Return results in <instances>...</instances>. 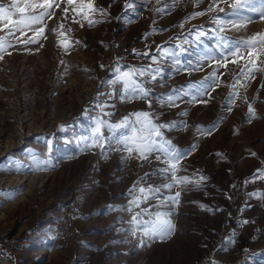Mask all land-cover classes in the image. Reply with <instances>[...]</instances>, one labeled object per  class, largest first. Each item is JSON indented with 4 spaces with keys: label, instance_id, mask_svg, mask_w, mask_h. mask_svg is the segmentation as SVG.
Returning <instances> with one entry per match:
<instances>
[{
    "label": "rangeland",
    "instance_id": "1",
    "mask_svg": "<svg viewBox=\"0 0 264 264\" xmlns=\"http://www.w3.org/2000/svg\"><path fill=\"white\" fill-rule=\"evenodd\" d=\"M125 2L95 0L96 6L108 8L113 19L91 29L86 23L83 28L73 23L71 12L69 19L62 20L63 12L57 9L54 18L47 22L48 38L42 41L44 46L38 52L35 51L38 45H28L34 50L32 53L13 51L0 61V225L21 231L26 241L21 251L29 255L22 256L17 264H264V199L248 195L264 192V180L245 183L257 169H264V88L260 87L264 76L261 74H256L246 93L240 89L241 95H246L256 109V118L251 122H248V104L242 99L236 100L232 111L226 110L231 93L230 70L236 68L231 63L228 69H220L223 75L219 86L211 92L207 104L158 108L165 112L163 121L186 122L185 130L167 135L181 150L193 144L197 146L182 164L189 174L198 170V175L207 177L200 188L189 185L191 190L181 193L180 203L171 216L175 231L169 238L149 239L140 230L132 235L129 223L132 213L124 211L132 185L141 181L145 173L155 172L163 165L140 161L135 153L127 158L126 153L119 151L107 155L99 149L80 151L79 138L86 135L90 118L97 115L92 107L97 94L110 91L103 82L112 78L110 73L116 59L125 66L147 64V60L132 55L134 49L144 52L150 46L154 51L156 45L186 33L194 25L211 27V16L217 14L194 19L181 29L179 24L184 18L205 10L210 0H203L199 7L192 0H179L169 15L156 12L168 0L159 3L134 0V9L128 12L124 10ZM10 3L11 0H0V4ZM65 6L62 3L61 9ZM225 11L230 9L226 7ZM121 15L130 16L131 22L115 19ZM61 22L71 30L68 38L74 47L68 53L57 46V36L52 31ZM153 28L169 31L142 39ZM258 32H264V21L256 18L246 30L229 31L226 35L240 39ZM4 34L0 32V36ZM77 40L81 43L75 44ZM205 43L211 46L214 41L207 39ZM102 57L112 61L108 72L98 66ZM195 58V52L183 57L185 61ZM167 71L172 69L169 67ZM211 72L212 68L205 67L191 75L169 76L165 87L154 86L155 93H167L201 80ZM119 105L122 111L116 108L118 114L111 117L113 121L146 108L141 101L118 102L116 106ZM153 107L157 108L155 102ZM184 110L188 115L180 116ZM219 120L222 122L210 135L197 132L198 126L206 129ZM61 126L66 130L62 131ZM48 139L53 141L51 152L45 146ZM29 150L42 159H50L54 167L29 171L32 166ZM129 160L134 173L133 176L129 173L126 179L125 169L132 165ZM148 183L159 184L161 180L152 176ZM94 189L100 191V196H94ZM80 190L88 212L84 219H79L78 242L63 247L55 235L58 208L70 194L73 197ZM245 219L249 223L241 224Z\"/></svg>",
    "mask_w": 264,
    "mask_h": 264
},
{
    "label": "snow or ice",
    "instance_id": "2",
    "mask_svg": "<svg viewBox=\"0 0 264 264\" xmlns=\"http://www.w3.org/2000/svg\"><path fill=\"white\" fill-rule=\"evenodd\" d=\"M115 2V0H113ZM197 7L203 0H192ZM66 6L61 9V4ZM159 3V0H158ZM179 0H168L163 8H157L160 15H169L178 6ZM223 5V6H222ZM111 7V4L108 6ZM134 0H126L125 12L134 9ZM230 11H225V8ZM63 12L62 20L69 19L81 28L85 23L91 28L110 22L113 18L108 8L96 6L95 0H11L10 4H0V61L5 56H11L13 51L32 53L34 50L28 45H38L39 51L44 45L47 22L55 16V11ZM217 13L211 16V27L204 25L193 26L186 33L170 38L162 44H158L155 50L150 46L144 52L135 49L132 55L148 63L140 65H122L117 58L112 71L111 79L103 83L110 88L108 93H98L93 108L97 115L90 118L86 135L80 137V151L99 149L107 155L111 151L126 153L127 158H135L149 163L156 161L159 167L152 173H145L141 181H137L128 190V204L124 211L132 213L129 223L132 225L130 232L135 235L138 230L149 239L164 240L173 235L175 224L171 216L173 210L179 205L181 193L190 191L191 185L200 188L207 177L198 175V170L189 174L186 166L182 164L191 152L195 151L193 144L187 150H181L167 135L172 131H181L187 128L185 121H163L165 112L158 108H178L181 104L197 105L207 104L212 98L211 92L219 86L223 73L220 69H228L229 63L236 66L232 72V81L229 84L231 93L226 105L227 111H232L237 99H242L248 104V122L256 118V109L249 102L246 95L242 96L240 89L247 92L251 82L256 79V74L264 76V32H258L251 36L233 39L226 35L229 31L240 32L246 30L249 23L256 22V18L264 21V0H210L208 7L203 11H196L179 24L183 29L184 24L194 19ZM223 14V15H220ZM137 17L139 13L136 14ZM115 19L122 22H131V17L121 15ZM57 36V46L65 53L74 47L68 38L70 29L65 28L63 22L52 29ZM169 31L167 28H153L150 33H145L142 39L147 40L150 35H156ZM211 39L214 44L209 46L205 40ZM75 41V44H80ZM153 43H155L153 41ZM23 45V47H18ZM195 52V60L185 61L184 56H191ZM63 63V61H61ZM104 68V65H100ZM172 71L168 72L167 68ZM205 67L212 68V72L198 81H191L186 85L173 88L167 93H155V87H165L169 76L183 73L191 75L201 72ZM264 88V82L260 85ZM101 97H104L101 99ZM258 99V94L257 97ZM141 101L146 105L143 110L133 111L113 121L116 102L132 103ZM157 108L153 107V103ZM87 111V110H86ZM180 116H187V110L181 111ZM215 122L211 127L198 126L197 132L210 135L221 123ZM61 130H66L61 126ZM45 146L49 152L53 150V141L48 139ZM217 155H220L219 153ZM252 153V156H255ZM32 166L29 171H42L54 167L50 159H42L38 154L29 150ZM23 168V165H17ZM185 173L179 175V173ZM155 176L161 183H148V179ZM264 180V169H257L256 173L245 183H254L256 180ZM12 197V193H8ZM249 197L264 199V192H251ZM202 208L206 206L201 205ZM168 209L162 211L161 209ZM136 209H139L137 211ZM207 211H213L206 208ZM219 209H217L218 211ZM247 224V219L240 221Z\"/></svg>",
    "mask_w": 264,
    "mask_h": 264
},
{
    "label": "built area",
    "instance_id": "3",
    "mask_svg": "<svg viewBox=\"0 0 264 264\" xmlns=\"http://www.w3.org/2000/svg\"><path fill=\"white\" fill-rule=\"evenodd\" d=\"M99 61V67L105 66L100 67L101 69L110 71L112 61L109 58L102 57ZM83 209L84 201L78 195L67 198L58 208L59 219L55 235L63 247L74 246L78 242L75 219L83 213ZM25 243L22 236L13 228L0 225V264H17L20 258L18 255Z\"/></svg>",
    "mask_w": 264,
    "mask_h": 264
},
{
    "label": "crops",
    "instance_id": "4",
    "mask_svg": "<svg viewBox=\"0 0 264 264\" xmlns=\"http://www.w3.org/2000/svg\"><path fill=\"white\" fill-rule=\"evenodd\" d=\"M117 104V103H116ZM120 106V107H119ZM119 106H116V108L119 110H121L122 111V107H121V105H119ZM116 108H115V114H118V111L116 110ZM128 162H130L131 164H132V161L131 160H129ZM133 165V164H132ZM130 166V167H126V169H125V178L126 179H129V176H127L129 173L130 174H132V176H133V173H134V165L133 166ZM131 171V172H130ZM41 172V171H40ZM36 173H38V172H36ZM124 176V175H123ZM101 177H102V175H101ZM36 182V181H35ZM37 183V182H36ZM119 191H121V190H119ZM93 194H94V196L95 197H98V196H100V191H96L95 189L93 190ZM77 195L79 196V197H81L82 199H83V201H84V198H85V196H83L82 194H81V190L80 191H78V193H77ZM77 195H73V196H77ZM70 196L72 197V194H70ZM69 196V197H70ZM68 197V198H69ZM84 197V198H83ZM45 199H47V198H45ZM54 199V198H53ZM84 207H85V209H86V207H87V203L84 201ZM86 212H88L87 211V209H86V211H85V213L83 212L81 215H79L76 219H75V225H76V228H77V230H78V226H80L81 225V222H80V218H82V219H84L86 216ZM18 234H21V231H19L18 232ZM21 236H22V234H21ZM31 240V239H30ZM30 240H28V243H30ZM25 241V240H24ZM26 242V241H25ZM57 242L59 243V241L57 240ZM26 244V243H25ZM60 244V243H59ZM25 246V245H24ZM24 246H23V248H24ZM22 248V249H23ZM21 249V250H22ZM20 250V251H21ZM24 250V249H23ZM21 255V256H20ZM29 254H28V252H25V251H21L20 253H19V255L18 256H20V258H23L22 256H24V257H26V256H28ZM20 258H19V260H20Z\"/></svg>",
    "mask_w": 264,
    "mask_h": 264
},
{
    "label": "trees",
    "instance_id": "5",
    "mask_svg": "<svg viewBox=\"0 0 264 264\" xmlns=\"http://www.w3.org/2000/svg\"><path fill=\"white\" fill-rule=\"evenodd\" d=\"M246 253V252H245ZM246 255V254H245ZM211 262H206L205 264H210ZM215 263V262H214ZM216 264V263H215Z\"/></svg>",
    "mask_w": 264,
    "mask_h": 264
}]
</instances>
